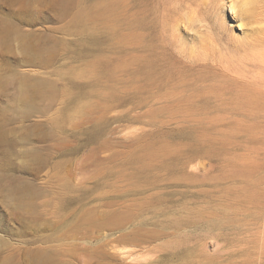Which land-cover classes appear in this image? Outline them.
<instances>
[{"label":"rangeland","instance_id":"1","mask_svg":"<svg viewBox=\"0 0 264 264\" xmlns=\"http://www.w3.org/2000/svg\"><path fill=\"white\" fill-rule=\"evenodd\" d=\"M0 264H264V0H0Z\"/></svg>","mask_w":264,"mask_h":264},{"label":"bare ground","instance_id":"2","mask_svg":"<svg viewBox=\"0 0 264 264\" xmlns=\"http://www.w3.org/2000/svg\"><path fill=\"white\" fill-rule=\"evenodd\" d=\"M231 8H232L233 10H235V6H234V4H232V3H231Z\"/></svg>","mask_w":264,"mask_h":264}]
</instances>
